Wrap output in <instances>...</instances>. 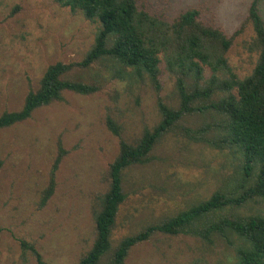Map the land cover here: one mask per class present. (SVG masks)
Returning <instances> with one entry per match:
<instances>
[{"label": "rangeland", "instance_id": "obj_1", "mask_svg": "<svg viewBox=\"0 0 264 264\" xmlns=\"http://www.w3.org/2000/svg\"><path fill=\"white\" fill-rule=\"evenodd\" d=\"M252 1L136 0V5L167 23L188 9L199 10L202 24L231 40L228 65L243 78L257 60L248 20ZM257 1L264 22V0ZM98 28L97 22L54 0H0V115L22 108L48 66L81 62ZM67 76L97 91L90 95L66 91L62 100L0 130V264H38L34 252L44 264H76L93 243V216L108 190V169L120 142L135 145L144 130L159 123L158 99L174 108L179 104L175 78L163 62L158 90L147 77L139 79L131 69L108 59L85 69L74 67ZM108 118L118 127V136L108 129ZM211 118L186 114L179 127L156 144L146 163L124 170L125 200L115 218L109 252L124 237L175 216L214 192L235 191L240 183L239 156L238 160L230 150L186 137V129L195 130ZM58 155L53 192L42 205ZM263 212L264 203L256 200L224 207L200 223ZM238 246L248 243L229 231L224 237L212 233L207 238L191 232L155 234L134 247L124 264H236Z\"/></svg>", "mask_w": 264, "mask_h": 264}, {"label": "trees", "instance_id": "obj_2", "mask_svg": "<svg viewBox=\"0 0 264 264\" xmlns=\"http://www.w3.org/2000/svg\"><path fill=\"white\" fill-rule=\"evenodd\" d=\"M54 1L60 7L73 13L80 12L85 19L99 24L93 45L79 63L57 62L48 66L37 90L26 94L22 108L0 115V130L27 120L38 108L62 100L66 91L79 95L95 93V86L70 80L67 74L74 67L85 69L100 59L131 69L139 79L147 77L156 90L159 89L158 77L163 62L175 78L179 99L176 108L158 99L159 123L152 130H144L135 145L120 142L118 155L109 165L108 190L93 216V243L76 264H124L134 247L147 242L155 234L191 232L207 238L212 233L224 237L226 231L248 243L246 247L234 248L236 264H264V212L234 220L222 219L215 224L200 223L212 212L227 206L241 207L256 200L264 203V22L258 12V1L253 0L248 9L257 60L251 74L243 78H239L228 65L226 54L231 40L222 31L202 24L200 12L195 8L167 23L138 9L136 0ZM186 114L214 116L211 122L203 123L195 130L186 129V137L191 142L216 150H230L238 160L240 158L238 187L229 194L214 192L207 200L124 237L109 252L111 231L118 209L125 200L122 189L124 170L146 163L156 144L178 128ZM106 124L114 135H119V129L111 119L108 118ZM60 155L53 164V174L43 193L42 205L52 195ZM34 254L37 263L44 264L39 254ZM106 255L110 256L104 263Z\"/></svg>", "mask_w": 264, "mask_h": 264}]
</instances>
